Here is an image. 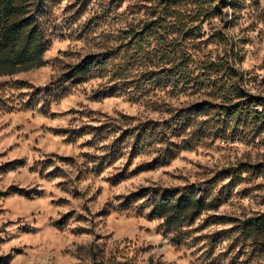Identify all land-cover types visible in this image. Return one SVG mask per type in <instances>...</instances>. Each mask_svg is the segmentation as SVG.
I'll use <instances>...</instances> for the list:
<instances>
[{"label":"rangeland","instance_id":"374dc122","mask_svg":"<svg viewBox=\"0 0 264 264\" xmlns=\"http://www.w3.org/2000/svg\"><path fill=\"white\" fill-rule=\"evenodd\" d=\"M46 2L45 64L0 78V264H264V107L223 95L264 99V0ZM110 49L121 81L36 95ZM190 186L215 205L169 228L149 195Z\"/></svg>","mask_w":264,"mask_h":264},{"label":"trees","instance_id":"16d2710c","mask_svg":"<svg viewBox=\"0 0 264 264\" xmlns=\"http://www.w3.org/2000/svg\"><path fill=\"white\" fill-rule=\"evenodd\" d=\"M47 3L46 0H0V78L45 64L44 54L50 46L48 22L46 21ZM151 27L147 24L143 31L150 29L149 34L155 32V28ZM143 31L133 35L129 32L125 38L131 36V39H134L139 35L134 43L136 48H142L141 42L145 39V31ZM114 53L113 49H110L103 53L87 55L77 64L69 66L46 88L37 89L36 95L40 97L44 94L46 98L56 93L63 95L81 83L107 75H111L112 80L118 77L121 81V78H124L123 69L121 67L115 70L108 68ZM20 85L27 86L24 82H20ZM110 89L101 92L96 97L113 95L115 90ZM223 95L229 100L234 97L238 99L227 108L226 113L231 116L240 114L242 111L258 112L259 107H264L263 98L249 94L245 86L239 83L236 85L232 83L228 93L225 91ZM16 164L11 163L9 167L14 168ZM148 199L150 200L149 206L153 208L152 213L162 218L164 223L172 229L180 228L186 221L193 222L203 211L215 205L213 200H208L209 195L206 190L195 186L173 189L162 194L154 192L149 195ZM57 224L61 225L62 222ZM240 226L242 232L251 238L259 232H264V216L249 218ZM115 263L118 262L113 264Z\"/></svg>","mask_w":264,"mask_h":264}]
</instances>
